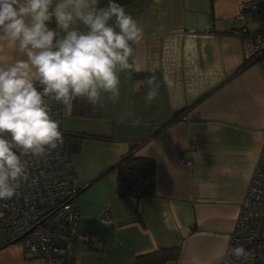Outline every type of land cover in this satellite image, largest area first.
Returning a JSON list of instances; mask_svg holds the SVG:
<instances>
[{"label":"crops","instance_id":"obj_1","mask_svg":"<svg viewBox=\"0 0 264 264\" xmlns=\"http://www.w3.org/2000/svg\"><path fill=\"white\" fill-rule=\"evenodd\" d=\"M107 3L99 0L101 7ZM121 6L144 38L133 45L134 68L120 73L119 101L104 94L93 117L76 114L72 103L62 121L65 136H80L73 158L86 187L77 198V231L90 238L76 240L71 264H138L141 254L172 245L181 246L179 257L165 264H193V257L220 264L264 142V71L246 57V30L264 27V18L254 28L247 20L254 8L264 16V0ZM152 74L159 96L146 107ZM132 145L137 156L154 161L152 196L118 197L116 171L101 174ZM103 213L113 225L101 222ZM0 264L54 263L15 242L0 249Z\"/></svg>","mask_w":264,"mask_h":264},{"label":"clouds","instance_id":"obj_2","mask_svg":"<svg viewBox=\"0 0 264 264\" xmlns=\"http://www.w3.org/2000/svg\"><path fill=\"white\" fill-rule=\"evenodd\" d=\"M143 38V28L116 0L103 7L99 0H0V200L18 195L32 158L44 159L63 144L55 105L70 108L80 98L95 111L104 94L119 101L120 73L134 68L133 45ZM145 86L149 107L159 96L155 74ZM250 256L238 244L223 261L246 264ZM193 264L203 262L193 257Z\"/></svg>","mask_w":264,"mask_h":264},{"label":"built area","instance_id":"obj_3","mask_svg":"<svg viewBox=\"0 0 264 264\" xmlns=\"http://www.w3.org/2000/svg\"><path fill=\"white\" fill-rule=\"evenodd\" d=\"M246 7V4L242 6L238 18H243ZM246 33L251 37L246 57L259 63L264 71V27L257 31L247 29ZM68 109L55 105L52 113L59 121L63 144L44 159L32 158L28 180L18 190V195L0 200V249L20 242L25 252L38 259L71 264L76 240L90 239L77 231V198L86 184L79 180L73 153L62 129ZM100 220L106 225L114 224L108 213H103ZM238 244L251 253L246 264H264V142L246 196L239 206L226 252ZM232 259L234 264H241L234 257ZM220 264H224L223 258Z\"/></svg>","mask_w":264,"mask_h":264},{"label":"trees","instance_id":"obj_4","mask_svg":"<svg viewBox=\"0 0 264 264\" xmlns=\"http://www.w3.org/2000/svg\"><path fill=\"white\" fill-rule=\"evenodd\" d=\"M132 0H116L120 5ZM74 112L80 116L93 117L100 113V107L93 110L86 100L76 98L73 101ZM80 137L75 134L65 136L69 150L75 153L79 150ZM137 145H132L129 151L111 167L102 171L105 174L111 170L116 171L117 196L142 198L152 196L155 186V169L152 158L137 156L135 149ZM86 187V186H85ZM180 245L159 247L154 251L141 254L138 257V264H165L170 260H177L180 254Z\"/></svg>","mask_w":264,"mask_h":264},{"label":"rangeland","instance_id":"obj_5","mask_svg":"<svg viewBox=\"0 0 264 264\" xmlns=\"http://www.w3.org/2000/svg\"><path fill=\"white\" fill-rule=\"evenodd\" d=\"M255 9H258V8H254L252 13L250 14V16L248 17V20H247V23H248V27L250 28H254V26H257V25H260L261 22L263 21V12L260 11L258 12L257 10ZM238 22H241V21H238ZM19 243L21 246L22 244L20 242H17Z\"/></svg>","mask_w":264,"mask_h":264}]
</instances>
